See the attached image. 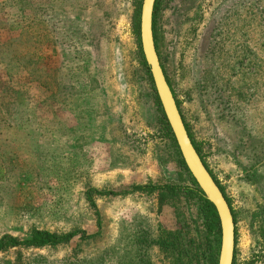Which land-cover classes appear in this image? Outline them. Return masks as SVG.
I'll return each instance as SVG.
<instances>
[{
    "label": "rangeland",
    "instance_id": "rangeland-1",
    "mask_svg": "<svg viewBox=\"0 0 264 264\" xmlns=\"http://www.w3.org/2000/svg\"><path fill=\"white\" fill-rule=\"evenodd\" d=\"M137 2L0 0V239L76 234L0 264H209L216 234L142 64ZM155 10L160 64L232 211L233 264H264V0Z\"/></svg>",
    "mask_w": 264,
    "mask_h": 264
},
{
    "label": "water",
    "instance_id": "water-1",
    "mask_svg": "<svg viewBox=\"0 0 264 264\" xmlns=\"http://www.w3.org/2000/svg\"><path fill=\"white\" fill-rule=\"evenodd\" d=\"M156 0H142L140 11V44L165 119L173 134L182 160L203 193L213 205L220 226V250L217 264H233L235 226L231 208L219 186L203 164L185 128L175 97L165 78L153 37V11Z\"/></svg>",
    "mask_w": 264,
    "mask_h": 264
},
{
    "label": "trees",
    "instance_id": "trees-1",
    "mask_svg": "<svg viewBox=\"0 0 264 264\" xmlns=\"http://www.w3.org/2000/svg\"><path fill=\"white\" fill-rule=\"evenodd\" d=\"M156 3H157V0L155 2L154 11H153V37H154L155 49H156V52H157L156 30H155V21H154V18H155V13L154 12L156 11L155 10ZM140 9H141V0H138L137 8H136V16H135V35H136L137 42H138V50H139V54H140V58H141L142 64L144 66H146V63H145V60H144V57H143V54H142V50H141V44H140V26H139V24H140ZM157 55H158V53H157ZM163 72H164V70H163ZM164 75H165V72H164ZM165 78H166L167 83L169 85V81H168L166 75H165ZM169 87H170V85H169ZM171 91H172V89H171ZM156 99H157L158 105L160 106V103H159V100H158L157 96H156ZM175 100H176V98H175ZM176 103H177L178 109L180 111L178 102L176 101ZM180 113H181V111H180ZM181 116H182V113H181ZM163 119H164L165 129L167 130V135L170 136L172 141L175 143L173 134H172V132H171V130L169 128V125H168L167 121L165 120V117H163ZM182 119L184 121L183 116H182ZM184 124H185V128L187 130V133L189 135V138L192 141L190 132L188 130V127H187L185 121H184ZM192 143H193V141H192ZM193 146H194L195 150L197 151V153L200 156V153H199V151L196 148L194 143H193ZM200 158H201V156H200ZM201 160H202V158H201ZM202 162H203V160H202ZM181 163H182V167H183L184 171L188 174L189 179H190V187L186 188V190L195 193L198 196V198L203 202L204 209H205L207 217L209 219V229H211V231L214 230V233L216 234L217 248L209 255V264H217L218 255H219V243H220L221 233H220V226H219V221H218V217H217L216 211H215L213 205H211L206 200V198L204 197L203 193L198 188L196 182L191 177V175L188 172V170H187V168H186V166H185V164H184L182 159H181ZM203 164L205 165L204 162H203ZM205 167L208 170L206 165H205ZM216 184H217V182H216ZM163 190L176 191V190H178V187H176V186H168V185H165V186H154V185H136V186H132V191H134V192L137 191V192L152 193V192L163 191ZM220 190L222 192L221 188H220ZM98 194L99 195H110V194H116V193H113V192H111V193L100 192ZM89 201H90L89 203H90L91 207L95 208V205H94L93 201L91 199H89ZM227 202H228V200H227ZM75 236H76V234H74V233H71V234H68V235H64V236H54V235L50 234L49 232L36 230V231H33L30 239H28L26 241H18V240L14 239V238H11V237H3V238H1L0 239V250H4L7 247H22V246H25V247H45V246H55L57 244L65 242V241H69L70 239L74 238ZM81 236L83 238H86L84 233H81Z\"/></svg>",
    "mask_w": 264,
    "mask_h": 264
}]
</instances>
